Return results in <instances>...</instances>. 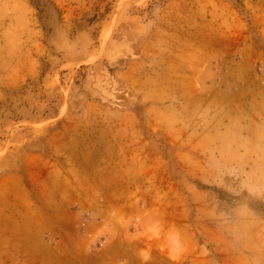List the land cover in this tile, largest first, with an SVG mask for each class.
Instances as JSON below:
<instances>
[{
    "label": "rangeland",
    "instance_id": "rangeland-1",
    "mask_svg": "<svg viewBox=\"0 0 264 264\" xmlns=\"http://www.w3.org/2000/svg\"><path fill=\"white\" fill-rule=\"evenodd\" d=\"M0 264H264V0H0Z\"/></svg>",
    "mask_w": 264,
    "mask_h": 264
}]
</instances>
